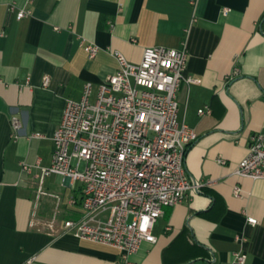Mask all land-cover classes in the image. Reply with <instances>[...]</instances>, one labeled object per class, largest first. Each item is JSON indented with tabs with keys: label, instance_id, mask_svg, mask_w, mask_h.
<instances>
[{
	"label": "crops",
	"instance_id": "1",
	"mask_svg": "<svg viewBox=\"0 0 264 264\" xmlns=\"http://www.w3.org/2000/svg\"><path fill=\"white\" fill-rule=\"evenodd\" d=\"M23 9L31 14L18 20ZM156 46L185 49L186 75L199 81L177 92L179 123L198 135L185 159L197 187L164 208L157 242L142 243L131 262L238 264L244 253L245 264H264V180L235 175L250 137L264 134V0H0V264H117L116 248L62 228L82 214L69 205L82 184L45 182L60 200L38 198L36 173L22 164L50 166L66 102L88 83L95 101L119 69L114 52L139 64Z\"/></svg>",
	"mask_w": 264,
	"mask_h": 264
},
{
	"label": "built area",
	"instance_id": "2",
	"mask_svg": "<svg viewBox=\"0 0 264 264\" xmlns=\"http://www.w3.org/2000/svg\"><path fill=\"white\" fill-rule=\"evenodd\" d=\"M15 5L9 7L15 11ZM19 10L17 19L30 15ZM89 58L98 48L86 46ZM119 63L115 74L99 88L91 101L92 85L86 84L79 101L66 102L61 122L53 135L54 151L49 167L22 164L28 174L36 173L38 198L60 197L45 191L48 177L60 175L82 184L78 219L62 222L65 232L83 240L111 246L120 251L117 264H133L131 256L142 243H156L153 229L164 208L182 203L193 186L188 178L185 159L197 133L178 120L177 92L182 82L197 83L187 76L185 49L145 48L139 64L114 52ZM239 70L235 71V75ZM46 77L43 86L48 87ZM211 114L210 108L199 110ZM13 127L18 132L17 118ZM220 164L225 161L220 159ZM235 175L264 180V134L250 137L249 153L240 162ZM234 193L240 196V189ZM69 205L77 206L71 197ZM256 226L258 221L248 217ZM246 254H235L245 264Z\"/></svg>",
	"mask_w": 264,
	"mask_h": 264
},
{
	"label": "rangeland",
	"instance_id": "3",
	"mask_svg": "<svg viewBox=\"0 0 264 264\" xmlns=\"http://www.w3.org/2000/svg\"><path fill=\"white\" fill-rule=\"evenodd\" d=\"M46 182H64V178L60 175H52L47 178Z\"/></svg>",
	"mask_w": 264,
	"mask_h": 264
},
{
	"label": "trees",
	"instance_id": "4",
	"mask_svg": "<svg viewBox=\"0 0 264 264\" xmlns=\"http://www.w3.org/2000/svg\"><path fill=\"white\" fill-rule=\"evenodd\" d=\"M78 199V207H81V201H82V199H81V196L79 197V198H77Z\"/></svg>",
	"mask_w": 264,
	"mask_h": 264
}]
</instances>
